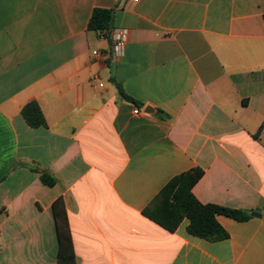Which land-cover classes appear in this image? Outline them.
Instances as JSON below:
<instances>
[{"label": "crops", "instance_id": "1", "mask_svg": "<svg viewBox=\"0 0 264 264\" xmlns=\"http://www.w3.org/2000/svg\"><path fill=\"white\" fill-rule=\"evenodd\" d=\"M192 168L197 201L261 217L208 242L142 214ZM57 198L76 264H264V0H0V264H56Z\"/></svg>", "mask_w": 264, "mask_h": 264}, {"label": "trees", "instance_id": "2", "mask_svg": "<svg viewBox=\"0 0 264 264\" xmlns=\"http://www.w3.org/2000/svg\"><path fill=\"white\" fill-rule=\"evenodd\" d=\"M112 13V9L94 8L88 19L87 29L103 34L110 40L108 33L111 30ZM117 88L123 97L128 98L119 86ZM20 115L32 128L45 125L42 112L34 101L25 104L20 110ZM29 169L39 174L43 185L52 187L56 184V179L46 171L33 165H30ZM202 173L201 169L192 168L172 177L142 210V214L168 231L175 230L179 223L186 219V232L191 236L208 242L227 239L228 233L220 226L216 217L221 215L244 222L251 217L250 212L197 201L191 189ZM51 209L57 237L56 264H76L62 198H57Z\"/></svg>", "mask_w": 264, "mask_h": 264}, {"label": "built area", "instance_id": "3", "mask_svg": "<svg viewBox=\"0 0 264 264\" xmlns=\"http://www.w3.org/2000/svg\"><path fill=\"white\" fill-rule=\"evenodd\" d=\"M136 1V0H134ZM109 37H110V41H111V45H112V50L114 55H121L123 48H124V44L126 41V37H127V32L124 29H119V28H115V29H111L108 33ZM93 54L95 55L96 52H93ZM99 86H101V84H99ZM139 110L138 108H134L132 110V113L134 115L139 114Z\"/></svg>", "mask_w": 264, "mask_h": 264}, {"label": "water", "instance_id": "4", "mask_svg": "<svg viewBox=\"0 0 264 264\" xmlns=\"http://www.w3.org/2000/svg\"><path fill=\"white\" fill-rule=\"evenodd\" d=\"M144 112H146V113H152V110L150 109V107L146 106L145 109H144ZM250 215L252 217H257V218H260L261 217V215L259 213H257V212H251Z\"/></svg>", "mask_w": 264, "mask_h": 264}]
</instances>
